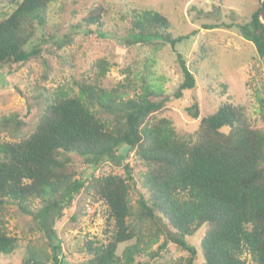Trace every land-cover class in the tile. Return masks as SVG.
I'll return each mask as SVG.
<instances>
[{"label":"trees","instance_id":"1","mask_svg":"<svg viewBox=\"0 0 264 264\" xmlns=\"http://www.w3.org/2000/svg\"><path fill=\"white\" fill-rule=\"evenodd\" d=\"M57 1L0 0V71L35 55L34 39ZM257 1L250 22L239 30L254 45L264 74L262 0ZM106 14L103 4H93L75 27L102 30ZM123 20L131 27L129 45L155 53L144 74L135 76L128 66L122 80L106 87L101 79L110 64L101 59L94 64L95 78L75 81L73 94L52 95L37 87L32 98L43 101L34 121L16 113L0 117V134H5L0 140V256L20 248L22 240L8 224L9 217L22 215L29 217L28 233L39 234L28 241L23 264H65V241L56 223L82 196L103 202L108 215L104 241L67 244L68 252L83 256L77 264H264V128L251 121L244 105L224 102L215 113L201 115L196 101L186 111L198 120L197 128L179 130L171 104L187 92L197 99L200 62L188 65L175 52L182 78L171 94L157 84L152 69L158 52L175 50L187 36H175L168 18L153 10H138ZM261 112L264 120L263 99ZM130 154L142 169L127 162L123 173L95 175L103 164ZM75 158L93 171L81 178ZM194 237L198 246L189 242Z\"/></svg>","mask_w":264,"mask_h":264},{"label":"rangeland","instance_id":"2","mask_svg":"<svg viewBox=\"0 0 264 264\" xmlns=\"http://www.w3.org/2000/svg\"><path fill=\"white\" fill-rule=\"evenodd\" d=\"M96 3L107 9L103 29H76V24L81 23ZM258 7L257 0H59L51 4L47 25L34 39L35 55L23 64L0 71V117L16 113L26 122L34 121L43 101L32 98L37 87L52 95L73 94L75 81L95 78L98 71L94 64L101 59L110 64L107 76L101 79L106 87L122 80L123 70L128 66L135 76L144 74V64L155 53L148 47L129 45L131 27L123 19L138 10H153L168 18L175 36H187L175 50L165 47L156 54L152 70L157 84L171 94L181 81L176 51L183 54L188 65L194 64L197 58L200 62L195 70L199 87L197 99L187 92L183 100L171 104L170 115L176 127L182 131L197 128L198 120L186 111L197 101L201 115L215 113L224 102L244 105L251 121L264 128V120L260 117L261 100H264L262 62L254 45L245 40L239 30V26L250 22ZM208 25L218 28L205 29ZM4 135L0 134V140ZM75 159L81 178L93 171L79 158ZM127 162L133 169L143 168L134 154H130L126 160L103 164L95 170V175L110 171L123 173ZM107 215L108 209L103 202L82 199V196L65 209L64 216L56 223L58 236L65 241L62 250L65 264H77L83 258L75 250L68 252L67 244L72 247L87 239L104 241ZM28 223L26 216L9 217V232L22 242L13 255L0 256V264H23L28 241L39 236L28 233ZM189 242L198 246L199 238L194 237ZM182 255L175 252L174 256Z\"/></svg>","mask_w":264,"mask_h":264},{"label":"water","instance_id":"3","mask_svg":"<svg viewBox=\"0 0 264 264\" xmlns=\"http://www.w3.org/2000/svg\"><path fill=\"white\" fill-rule=\"evenodd\" d=\"M259 20L264 24V0L261 1V8L259 12Z\"/></svg>","mask_w":264,"mask_h":264}]
</instances>
